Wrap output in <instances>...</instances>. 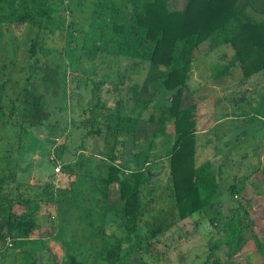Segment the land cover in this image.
<instances>
[{
  "label": "rangeland",
  "instance_id": "rangeland-1",
  "mask_svg": "<svg viewBox=\"0 0 264 264\" xmlns=\"http://www.w3.org/2000/svg\"><path fill=\"white\" fill-rule=\"evenodd\" d=\"M102 1L104 5L111 0ZM243 1L250 5L248 13L254 20H264L260 13L262 0ZM97 3L46 0L57 26L59 14L65 19L51 38L41 35L48 48L43 58L57 67V84L53 86L42 81L40 71L29 76L28 48L36 29L14 20L15 16L11 21L0 20V205L4 204L6 213L12 205L13 213L19 216L30 210L34 201L39 218L35 233L27 240L12 241L0 264H64L65 246L86 264H264V255L254 242L257 237L264 248V197L251 190L261 180L255 172L253 153L264 142V70L244 80L237 68L231 77L215 83L211 69L228 61L233 52L228 46L209 52L203 44L194 53L183 107L196 104L200 114L197 141L203 148L198 150L195 164L207 158L219 161V186L224 191L240 185L242 172L252 167V175L244 182L245 190L238 195L226 191L224 198L201 212L179 219L177 208L169 203L173 194L167 180L168 161L164 159L173 144L172 125L157 127L156 122L149 121L151 114L157 121L161 110L168 106L164 92H156L141 115L145 122L137 125L142 146L136 148L151 160L145 169L157 174L153 176V209L158 211L169 204L164 213L150 216L146 209L138 232L127 236L119 226L120 216L109 211L118 200L116 185L109 187L106 199L98 192L86 191L92 187L90 174L106 176L108 165L132 158L128 151L131 144L115 145L108 126L118 124L117 101L125 115L134 116L139 111L130 98L132 91L141 89L146 66L133 67L134 58L129 56L126 42L111 38L108 29L98 40L106 24L130 22V8L125 14L119 11L120 17L113 20ZM184 3L170 0L169 7L179 9ZM114 4L121 7L123 0H115ZM12 11L14 15L18 12L17 3L8 7L0 2V16ZM119 72L121 77L117 76ZM121 81L132 87L118 97L113 87ZM28 92L42 97L47 114L35 126L30 124L32 99ZM142 129L146 132H140ZM149 139L153 142L147 147ZM63 145L66 148L62 153ZM53 157H62L58 174H53L58 165L51 163ZM248 158L249 166H245ZM146 204L149 210L151 203ZM98 211H105L104 222Z\"/></svg>",
  "mask_w": 264,
  "mask_h": 264
},
{
  "label": "trees",
  "instance_id": "trees-1",
  "mask_svg": "<svg viewBox=\"0 0 264 264\" xmlns=\"http://www.w3.org/2000/svg\"><path fill=\"white\" fill-rule=\"evenodd\" d=\"M97 1V6L104 9L102 12L107 14L109 19L119 18V11L125 14L129 8L131 13L130 22L113 21L108 23L109 25L106 24L98 33V40L103 39L104 30L108 29L111 38H115L116 41L122 39L126 42L129 56L134 58L133 67L142 66V64L146 66L142 70L145 75L141 89L132 91L134 95L130 98L134 102L133 105L138 106L139 111L135 112L137 114L134 116L125 115L121 111L120 102L117 101L119 108L115 114L118 116V124L110 123L108 126L113 134L115 145L119 143L118 145L127 147L128 143L131 144L128 151L131 152L132 158L120 164L111 163L108 165L106 176L97 177L93 173L90 174L91 169H88L90 176L92 175V182H90L92 187L86 188V191L98 192L102 199H106L109 187L116 185L118 200L109 211L115 216H120L122 223L119 226L123 227L127 236L138 232L146 212L150 216L153 213H164L169 204L159 208L158 211L153 209L155 207L152 193L153 176H157V174L154 175L149 169H145V166L150 165L151 160L145 159L143 150H137L142 146L137 138V125L145 122L141 115L152 103L154 93L164 92L168 106L161 110L157 121L152 114L149 116V121L156 122L157 127L165 123L172 125L173 144L170 153L164 159L168 161L167 180L173 194L169 203L177 208L179 219L185 220L193 214L201 212L214 201L224 198L226 191L228 195L241 194L246 188L244 182L252 175L250 171L252 167L244 169L240 185L237 187L231 185L224 191L220 190L219 186V161L215 162L213 159L207 158L200 164H195L198 150L203 148L197 141L199 132L197 125L200 114L197 112L196 104L183 107L184 95L186 90L189 91L187 84L191 76L194 53L203 44H207L209 52H213L221 46H228L233 51L226 63L212 67V79L215 83L226 77H231L234 69L237 68L241 69L244 80L262 72L264 70V20L260 22L254 20L248 13L250 5L243 0H185L179 9L170 8V0H123L121 7L115 6V0L104 5L101 3L102 0ZM262 1L264 2V0ZM0 2H6L8 7L17 3L18 7V12L15 15L12 11L0 16L1 21H11V17L15 16L14 20L36 29V35L28 48L29 76L40 71L43 74L41 79L47 86L56 85L57 79L54 74L57 67L51 66L43 58L48 48L45 46V41L41 40V35H48V38H51V34L55 33L56 29L62 28L65 23L64 16L58 15L60 20L59 26H57L56 21L52 18L53 10L47 8L46 0H0ZM260 11L264 14V5ZM103 13L102 15H104ZM120 74V72L117 73V76L121 77ZM125 85H127L126 90L123 89ZM130 86L132 87L131 84L121 81L113 89L119 97L123 94V90L124 94L131 91ZM28 95L32 99L28 111L30 124L35 126L45 120L47 114L41 105L42 97L31 92H28ZM2 116L3 108L0 105V123H2ZM99 132L97 131V134ZM140 132H144L143 129ZM152 142L153 139H149L146 146L150 147ZM62 148L63 153L66 146L63 145ZM149 151L152 152L153 148H149ZM125 152L127 150H124L122 154ZM253 156L257 165L255 172L260 174L261 180L252 182L254 185L251 190L254 195L264 197V142L254 149ZM111 158L115 160V157ZM52 159L51 163L58 164L62 161V157H57V160L54 157ZM70 167L66 166L67 169ZM2 183L0 179V189H2ZM148 187L150 189L146 191ZM144 198L151 203L149 210L146 206L147 202L144 203ZM48 200L50 201V199ZM32 203L30 210L19 216L13 213L12 205L9 206L8 213H6L7 209L2 206L4 204L0 205L1 245L6 238H10L13 243H16V241L29 239L35 233L39 218L36 217L37 206L34 201ZM146 209L147 211L144 213ZM244 212L246 211L244 210ZM105 214V211H98L102 222H104ZM254 242L258 252L264 255L263 243L257 237L254 238ZM7 251L8 248L1 250L0 259L5 256ZM64 252L66 254L64 264H86L83 260H78L72 253L73 250L70 251L66 246ZM141 259L143 258L141 257Z\"/></svg>",
  "mask_w": 264,
  "mask_h": 264
},
{
  "label": "built area",
  "instance_id": "built-area-1",
  "mask_svg": "<svg viewBox=\"0 0 264 264\" xmlns=\"http://www.w3.org/2000/svg\"><path fill=\"white\" fill-rule=\"evenodd\" d=\"M50 160H53L52 158ZM60 172V165L54 167V173L58 174ZM12 247V240L10 238H6L3 245L0 244V252L4 248Z\"/></svg>",
  "mask_w": 264,
  "mask_h": 264
},
{
  "label": "water",
  "instance_id": "water-1",
  "mask_svg": "<svg viewBox=\"0 0 264 264\" xmlns=\"http://www.w3.org/2000/svg\"><path fill=\"white\" fill-rule=\"evenodd\" d=\"M249 161H250V159L248 158V159L246 160V164H245V166H249ZM68 262L70 263L69 260H68Z\"/></svg>",
  "mask_w": 264,
  "mask_h": 264
},
{
  "label": "crops",
  "instance_id": "crops-1",
  "mask_svg": "<svg viewBox=\"0 0 264 264\" xmlns=\"http://www.w3.org/2000/svg\"><path fill=\"white\" fill-rule=\"evenodd\" d=\"M228 118V117H227ZM254 154V153H253Z\"/></svg>",
  "mask_w": 264,
  "mask_h": 264
}]
</instances>
